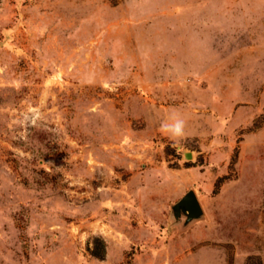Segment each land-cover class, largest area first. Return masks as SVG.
<instances>
[{
	"label": "rangeland",
	"instance_id": "374dc122",
	"mask_svg": "<svg viewBox=\"0 0 264 264\" xmlns=\"http://www.w3.org/2000/svg\"><path fill=\"white\" fill-rule=\"evenodd\" d=\"M0 264H264V0H0Z\"/></svg>",
	"mask_w": 264,
	"mask_h": 264
},
{
	"label": "water",
	"instance_id": "95a60500",
	"mask_svg": "<svg viewBox=\"0 0 264 264\" xmlns=\"http://www.w3.org/2000/svg\"><path fill=\"white\" fill-rule=\"evenodd\" d=\"M191 154L186 159H191ZM172 214L176 221L185 219V226L203 218V209L199 203L196 193L191 190L175 205L172 206Z\"/></svg>",
	"mask_w": 264,
	"mask_h": 264
},
{
	"label": "clouds",
	"instance_id": "9594fccd",
	"mask_svg": "<svg viewBox=\"0 0 264 264\" xmlns=\"http://www.w3.org/2000/svg\"><path fill=\"white\" fill-rule=\"evenodd\" d=\"M161 131L169 135L177 146L178 150H182L181 141L186 139V122L182 116L177 113L161 122Z\"/></svg>",
	"mask_w": 264,
	"mask_h": 264
},
{
	"label": "trees",
	"instance_id": "16d2710c",
	"mask_svg": "<svg viewBox=\"0 0 264 264\" xmlns=\"http://www.w3.org/2000/svg\"><path fill=\"white\" fill-rule=\"evenodd\" d=\"M91 255L97 259L103 260L106 256V243L102 238H94L93 248L91 250Z\"/></svg>",
	"mask_w": 264,
	"mask_h": 264
}]
</instances>
